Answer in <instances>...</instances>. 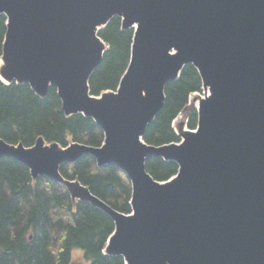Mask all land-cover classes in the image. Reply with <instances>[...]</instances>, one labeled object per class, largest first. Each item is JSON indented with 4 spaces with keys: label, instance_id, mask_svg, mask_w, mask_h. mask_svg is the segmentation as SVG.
I'll use <instances>...</instances> for the list:
<instances>
[{
    "label": "water",
    "instance_id": "95a60500",
    "mask_svg": "<svg viewBox=\"0 0 264 264\" xmlns=\"http://www.w3.org/2000/svg\"><path fill=\"white\" fill-rule=\"evenodd\" d=\"M3 14L0 79L29 84L41 98L56 87L64 114L93 118L105 141L61 148L39 138L26 148L0 138V158L109 215L115 231L105 254L126 264H264V0H0ZM116 16L124 30L135 28L132 59L118 93L96 98L89 79L107 50L98 31ZM188 65L210 94L199 101L197 132L184 129L179 144H146L165 86ZM84 156L128 176L132 214L62 177V165ZM149 157L176 162L178 174L154 180Z\"/></svg>",
    "mask_w": 264,
    "mask_h": 264
},
{
    "label": "trees",
    "instance_id": "16d2710c",
    "mask_svg": "<svg viewBox=\"0 0 264 264\" xmlns=\"http://www.w3.org/2000/svg\"><path fill=\"white\" fill-rule=\"evenodd\" d=\"M8 19L0 15V59ZM108 46L102 63L89 79L90 94L100 97L116 92L132 58L135 29H123L116 16L98 32ZM203 92L198 70L188 65L177 81L165 86V103L143 136L146 144L163 146L180 143L174 122L184 114L186 126L195 131L199 114L190 97ZM0 138L10 145L33 147L39 138L62 148L72 143L100 147L103 129L82 114L67 117L56 87L46 98L29 84H5L0 79ZM146 170L158 182H167L179 172L174 161L149 157ZM60 173L70 182L88 188L112 209L132 214V184L116 165L98 167L84 156L75 164H64ZM115 231L112 218L88 202L74 201L67 188L47 177L34 180L30 170L14 158H0V264H126L121 256L104 253ZM80 250L83 259H75Z\"/></svg>",
    "mask_w": 264,
    "mask_h": 264
},
{
    "label": "rangeland",
    "instance_id": "374dc122",
    "mask_svg": "<svg viewBox=\"0 0 264 264\" xmlns=\"http://www.w3.org/2000/svg\"><path fill=\"white\" fill-rule=\"evenodd\" d=\"M204 94L201 93V94H194L192 95L191 97V101H190V106H194V107H197L198 104H199V101L200 99H202L201 97H203ZM186 118H185V115L184 114H181L179 116V118L175 121L174 123V126H175V129L181 133L184 129H185V125H186ZM73 257L75 259H83V253L80 251V250H76L73 252Z\"/></svg>",
    "mask_w": 264,
    "mask_h": 264
},
{
    "label": "bare ground",
    "instance_id": "6f19581e",
    "mask_svg": "<svg viewBox=\"0 0 264 264\" xmlns=\"http://www.w3.org/2000/svg\"><path fill=\"white\" fill-rule=\"evenodd\" d=\"M4 65V62L2 59H0V68Z\"/></svg>",
    "mask_w": 264,
    "mask_h": 264
}]
</instances>
